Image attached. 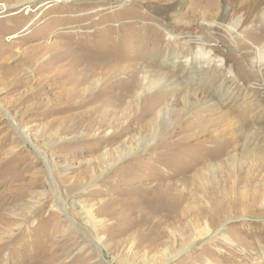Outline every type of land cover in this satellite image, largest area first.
I'll return each instance as SVG.
<instances>
[{
  "label": "rangeland",
  "instance_id": "1",
  "mask_svg": "<svg viewBox=\"0 0 264 264\" xmlns=\"http://www.w3.org/2000/svg\"><path fill=\"white\" fill-rule=\"evenodd\" d=\"M33 1L27 15L13 14L18 7H12L0 17V264H264V141L239 146L238 159L216 158L214 152L235 128L218 124L204 146L200 136H189L198 127L176 132L183 130L177 127L187 111L178 87L207 93L221 82L217 78L206 87L198 74L185 76L186 59L197 45L185 43L187 33L183 39L169 37L164 27L187 26L185 32L203 34L194 23L196 14L220 0H184L182 8V0ZM248 31L237 37L248 46L244 51L218 31L205 32L217 39L200 42L247 85L264 86V75L252 66L249 52L255 45L245 40ZM159 69L174 77L172 95L164 97L159 86L141 98L128 97L131 86ZM225 79L228 83L229 75ZM257 96L218 97V106L208 104L202 112L204 128L221 115L251 119L261 108ZM167 105L172 122L162 124L159 134L173 129L170 143L158 141L117 160V152L136 148L148 136L150 107ZM197 162L220 167L213 177L185 185V192L200 196L198 205L210 192L214 206L220 202L222 208L212 211L216 217L177 223L162 202V186L189 174ZM241 174L246 179H238ZM254 193L261 197L255 206ZM57 197L70 216L56 205ZM80 208H94V219L80 216ZM205 222L216 233L171 258L185 236Z\"/></svg>",
  "mask_w": 264,
  "mask_h": 264
},
{
  "label": "bare ground",
  "instance_id": "2",
  "mask_svg": "<svg viewBox=\"0 0 264 264\" xmlns=\"http://www.w3.org/2000/svg\"><path fill=\"white\" fill-rule=\"evenodd\" d=\"M184 3H185L184 0L180 1L178 8H182ZM33 4H34L33 0H21L15 3L14 5H11V4L7 5V4L0 3V17L6 15L12 7H18V10L14 12L13 14L17 15L20 13H23V14L26 13L25 15H27V13L30 12V10L33 8ZM214 8L216 12L213 11ZM208 15L209 16L213 15V17L208 18L209 17ZM236 19L238 22L235 21ZM194 23H196L198 27V32L203 33V34L197 35V33L194 32L196 29L193 30L194 32L193 34H190L189 32L184 31L187 26H185V28L182 31L176 28L173 24L170 25L169 29L164 27V30L167 31V35H169V37H172V38L180 37L181 39H183L181 36L183 35L182 33L184 34L187 33L185 37V43L187 44L192 43L194 46L197 45V49L192 50L190 57L186 59L189 69L186 70V73L184 74L185 76L187 74L191 76H196L198 74L200 77H202L201 81H203V83L204 82L206 83V87L208 86V84H212V82L217 78H218L217 82H221V83L219 84L218 89H215L207 93H203L202 92L203 90H198L194 86L192 87L187 86V87H182V88L178 87V92H180L182 95V101L186 105L187 111L183 113V116L181 117L183 125H181V127H177V129H183V130H178L176 132L184 133L185 130L187 131L190 128L194 129L198 127L196 130L197 132L195 134L191 133V135L189 136L191 138H196L197 136H200L199 146H204L208 140H211L214 137V134L215 135L217 134L218 124H221L220 126H223V125L227 127L229 126L230 129L235 128L236 133H234L231 137L229 136L230 138H227V140L222 142L223 144L222 147L214 152V156L218 158V157L224 156L225 154V155H230V156H236L234 158L238 159V154L235 152L239 149V146L247 147L248 142L252 140L264 141V86L261 85V86L253 87V86H249L250 84L247 85L238 74L231 71V69L228 67L226 62H224L218 56L214 55L213 54L214 52L212 53L210 50H207L206 45H204L200 41H202L201 39H205V38L217 39V38L206 36L205 32L211 36L214 34L215 31H218L224 37H227L229 42L233 46L237 45L236 46L237 48L238 46H241L242 50L244 51L245 49L248 48V46L243 45L239 40H237V37L241 36V33H243L244 31H247L250 29V31L245 33L244 38L245 40L247 38L249 41L252 42V45H255L254 50L250 51L249 55L253 57L252 66L254 70L256 71L257 74H259L260 76H263L264 75L263 74L264 73V27L257 28L255 27L254 24L260 23L264 25V0H243V1L242 0H220V2L211 1V3L208 4V6L204 7V10L201 9L196 14ZM176 30L181 31L179 36H177ZM245 54L248 55L246 52ZM167 61L169 62L171 61V59L166 58V62ZM178 63H179V58L173 61L174 66H177ZM227 75H229L230 77V80H229L230 83L228 82L229 84L226 81L227 79H225ZM223 78L224 80H222ZM173 81H174L173 76L169 75L168 73L164 74L160 72V69L159 71L154 72V74L147 73L144 75L143 81L140 84H138L137 86L133 85L130 87L128 97L134 98L138 96L139 98H141L143 97L142 95L144 94L145 91L152 92L155 90V88L159 86H161L162 87L161 89L165 92L163 96L167 97L169 94L172 95L171 87L172 85H174V83H172ZM198 84H196V86ZM244 92L246 93L247 96L254 95V94L257 95L258 93L257 100L261 102L260 103L261 108H259V110L255 112V115L251 119H248V118L240 119L238 117H231L229 115H221V118L218 121L216 120L214 123H211V124L209 122L207 123V127L210 124L209 126L210 128L209 127L208 128L206 127V129L204 128L206 126L204 125V122L206 123L207 121H206V116H204L202 112L206 110L205 108L207 107L208 104H210L211 106L212 105L218 106L220 104L219 101H217L218 97L221 99H225V100L226 99L232 100L234 99V97H237L239 94H242ZM140 103L141 101L137 102L138 106L140 105ZM148 112L152 113V116H153L151 120L152 123L148 131V136L145 137L136 148L129 147L128 149L125 148V150H121L117 152L116 153L117 160L128 159V157L132 156V154L135 155L139 152L143 153L144 151L149 150L152 146L156 145L158 141L159 143L169 142L168 140H170V138L172 137L171 133L173 129L169 130L168 133L162 137L160 136L159 131H160V127L162 126V124H168L172 122V116L170 115L172 111H171L170 105H167V107H164L159 110H156V106H153V107H150ZM141 115L143 116L144 113H142ZM146 115L148 114L146 113ZM139 120L140 119H137V121ZM209 129H210V132H209ZM212 134H213V137H210ZM189 136L184 139L186 142L191 139L189 138ZM179 141H174V142L172 141V142L175 145L179 143ZM106 155L108 154L106 153ZM207 162L195 163L190 168L189 174H186L185 176L170 182L166 186H162L165 189L164 194H166L162 202L165 204V208L167 209V211L169 213H173L172 216L178 218L177 223L183 222L184 219L188 220L187 218H191V217L195 218L197 221H200L202 218H208L209 216L216 217L217 215H213L214 212L212 211H215V209L219 207L222 208L220 202H217L216 206H214L216 198H215V195L211 194L210 192L206 198H203L206 201V202L204 201L205 204L201 203L199 205L198 203L200 201H198V198L200 196L198 195L189 196V194H191L190 190L188 192H185L186 186L189 183H193L194 180L197 181L198 179V181L200 180L202 181L204 180L203 177L205 175L209 174L210 176L213 177L216 174L220 165L213 164V163L207 165L206 164ZM111 165L112 164H110L108 167H110ZM240 178L242 180L246 179L245 174H241V176L238 177V179ZM182 185L184 187L183 190L180 187ZM247 192H251V191H247ZM253 195L254 196L252 198L253 200L252 205L255 206L258 202H260L261 197L257 193H254ZM55 203L57 206L61 207L62 209H66L65 208L66 202L62 200L61 198L57 197V200H55ZM73 206H74L73 212L76 213L77 212L76 209L78 206L77 203L74 202ZM80 210L78 211V213L79 212L81 213L80 216L82 217L88 216L90 219L91 218L94 219L95 217L93 214L94 211L89 210L88 208H84V210L80 208ZM64 212L66 216L67 215L70 216L67 209L64 210ZM69 219H71V217ZM210 227L208 226V223L205 222V226L199 230H196L194 232L195 234L191 235L189 239H187L188 237L185 236V238L183 239L185 241V242L183 241L184 246L183 248H181L182 250L180 249L176 251V253L172 254L171 258L179 255L180 251H184L186 248H190L197 241L199 242L200 240H204L206 238H209L211 235L215 234L216 229H213V228L211 229ZM217 234L220 235L218 237H220L221 240L225 242L228 240V238L225 235H222V233L219 232ZM101 240L102 239H99V241Z\"/></svg>",
  "mask_w": 264,
  "mask_h": 264
}]
</instances>
